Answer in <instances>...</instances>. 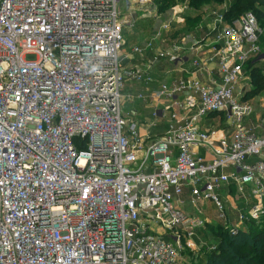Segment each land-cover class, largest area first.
<instances>
[{"label": "built area", "instance_id": "built-area-1", "mask_svg": "<svg viewBox=\"0 0 264 264\" xmlns=\"http://www.w3.org/2000/svg\"><path fill=\"white\" fill-rule=\"evenodd\" d=\"M153 1L0 0V264H186V251L199 249L197 229L209 224L204 202L232 234L264 217V113L255 129L244 122L257 95L248 69L264 63L257 15L230 23L227 4L216 11L209 59L196 42L192 57L185 44L169 43L165 21L133 48L144 58L159 41L155 55L125 65L130 20L119 4ZM160 59H190L197 74L161 82L148 96L125 91L155 81ZM213 59L220 82L200 76ZM146 98L157 103L148 122L123 112ZM220 112L232 137L202 128ZM160 121L164 133L147 143ZM224 185L245 203L232 206L235 223Z\"/></svg>", "mask_w": 264, "mask_h": 264}, {"label": "crops", "instance_id": "crops-1", "mask_svg": "<svg viewBox=\"0 0 264 264\" xmlns=\"http://www.w3.org/2000/svg\"><path fill=\"white\" fill-rule=\"evenodd\" d=\"M164 2H169V6L166 11L162 12L159 10L160 6H164ZM131 4V3H130ZM191 6L183 0H154L152 4L148 3H134L132 2L131 7L127 9L125 14L130 20L128 27L129 31L124 29L125 39L127 36H131L130 41L126 39V45L122 51V61L125 65L131 66L147 62L155 55L156 46L160 43L156 41L154 48H147L145 51V57L142 58L140 55L133 52L135 46H144V43L151 38L154 32H156L163 22H171L170 28L163 31V36L169 39V43L172 44H185L187 50L185 55L192 57L191 51L188 49L190 46L196 42L202 50L201 56L205 58H211L213 56L212 47L214 46L213 33L216 28L214 21V13L216 11L223 10L221 5H215L214 8L206 11L204 17L200 16L201 19L196 18L198 15H195L194 10L190 8ZM197 22V25H194ZM261 24V23H260ZM263 31L264 26L262 25ZM127 31V32H126ZM129 32V33H128ZM262 45L264 46V34L262 36ZM254 69H258L260 77L264 79V63L258 64ZM248 72L251 74L245 81L252 82V87H254L255 81L253 77V69H248ZM248 72H246L248 74ZM151 74L156 79L151 82L149 85H146L142 82H132L128 83L125 91L130 93H143L145 96L149 95L154 89H157L161 82L172 83L177 79L186 78L193 74H197L195 66L192 61L189 59L184 65H175L165 59H160L156 61L152 68ZM202 79L209 82L210 78L216 80L217 82L221 81L218 65L215 59L211 60L206 64V70ZM250 78V79H249ZM150 89V91H149ZM264 96V85L261 89V92L253 97V102L255 105V111L244 119L245 125L250 128L255 129L256 125L264 113V107L260 106L259 100ZM128 110L130 113H134L135 117L141 123H146L152 117L154 108L157 106V103L153 102L149 98L145 100H136L134 103H127ZM202 128L205 130H215L217 131L215 138L219 139L221 137H232L233 127L231 125V120L228 119L226 113H214L208 117L203 118L201 121ZM166 129V122L160 121L157 128L152 129V137L148 139L147 143L153 142L156 136H160L164 133ZM141 133L143 135L147 134V130L142 128ZM201 155L205 154L204 150H199ZM219 193L222 195L223 199L227 205V216L230 219L231 223L236 222L237 211L234 210L235 206H242L244 203L243 200L239 199L236 192L235 186H226L224 185ZM189 191L184 193L183 198H188ZM246 201L247 204L251 205L254 203L253 197L249 194L247 195ZM232 206H234L232 208ZM188 213H192V207L190 204H185L183 207ZM203 216L207 215L209 217V224L206 227L197 229V235L194 238L201 248L205 246V241L202 237L198 236L199 234H211L209 227L222 225L225 226V223L219 219V213L217 212L215 205L211 201H206L202 206ZM197 240V241H196Z\"/></svg>", "mask_w": 264, "mask_h": 264}, {"label": "trees", "instance_id": "trees-1", "mask_svg": "<svg viewBox=\"0 0 264 264\" xmlns=\"http://www.w3.org/2000/svg\"><path fill=\"white\" fill-rule=\"evenodd\" d=\"M188 1L190 2V6L197 9H200L203 4H211L214 2L213 5H220L223 2V0ZM169 6H171L169 2H164V6H160L159 10L164 12ZM262 8H264V0H232L227 7L225 17L227 22L231 23L241 14L251 12V9L259 11L260 15L264 17V9ZM256 15L258 16L259 14ZM196 18L199 17L197 16ZM262 25H264V23ZM257 70L258 69H253V77L256 83L254 84L253 94H259L264 85V79L260 77ZM250 223L257 222L251 221ZM258 223H261V225L253 227L254 230H243V228H241L237 234H232L230 229L226 226H214L218 227V229L214 230V233L217 236L219 235L222 241L218 243L215 249L208 251L205 264H264V225H262V223H264V217L259 220ZM251 236L254 242L252 245L245 240L246 237L251 238ZM237 247L245 251L240 252V250L236 249Z\"/></svg>", "mask_w": 264, "mask_h": 264}, {"label": "rangeland", "instance_id": "rangeland-1", "mask_svg": "<svg viewBox=\"0 0 264 264\" xmlns=\"http://www.w3.org/2000/svg\"><path fill=\"white\" fill-rule=\"evenodd\" d=\"M231 1L232 0H230V1L229 0H223V2L220 5L223 8L225 4H227V6H228L231 3ZM183 2H185V3L188 2V4H190V2L188 0L187 1L185 0ZM131 4H132V2H131ZM131 4H129V5H126L124 3L123 4H119V8L123 11V13H125L127 11V9L131 7ZM213 4H214V2L211 3V4H209V3L208 4H203V6H201L200 9L194 8L192 6L190 8L193 9L195 15H198V17L201 19L200 16L202 14H203L202 17H204L205 14H206V11L209 12V10H211L212 8L215 7V5H213ZM262 9H264V8H262ZM201 11H203V12H201ZM250 11L255 13V14H259L257 17L259 19V22L262 25L264 23V17L262 15H260V12L252 10V9ZM201 21H202V19L199 22H201ZM194 23H195L194 25L198 24L197 22H194ZM125 30H127V31L130 30L128 25H126V29ZM126 39L128 41H130L131 36H129V37L127 36ZM121 54H122V51H121ZM27 59L28 60H34L35 59V55H27ZM127 110H128V105H124L123 112L125 114L129 112ZM255 222H257V223H250V224L246 223V225L243 226V230H254L253 227H258V225H261V223H258V221H255ZM262 225H264V223H262ZM209 229H210L211 234L209 233L207 235H205V234H199L198 235V236H200V237H202L204 239L205 246H203V247H201L199 249H196V250H190V249L187 248L188 250L186 251V253L184 255V261H185L186 264H205L206 261H207L208 251H211L212 249H215L218 246V243H220L222 241L221 238L219 237V235L217 236L214 233V230L218 229V227L211 226V227H209ZM245 240L247 242H249L250 245H252L254 243L253 239H252V236H251V238L246 237ZM236 249L240 250L241 248L237 247ZM244 251L245 250H240V252H244Z\"/></svg>", "mask_w": 264, "mask_h": 264}]
</instances>
